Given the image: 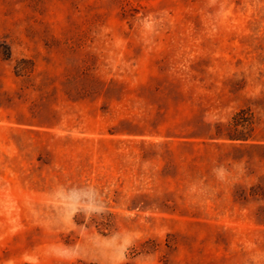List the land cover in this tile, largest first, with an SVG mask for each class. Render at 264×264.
<instances>
[{"label": "rangeland", "instance_id": "rangeland-1", "mask_svg": "<svg viewBox=\"0 0 264 264\" xmlns=\"http://www.w3.org/2000/svg\"><path fill=\"white\" fill-rule=\"evenodd\" d=\"M240 108L264 0H0V264H264Z\"/></svg>", "mask_w": 264, "mask_h": 264}, {"label": "trees", "instance_id": "trees-1", "mask_svg": "<svg viewBox=\"0 0 264 264\" xmlns=\"http://www.w3.org/2000/svg\"><path fill=\"white\" fill-rule=\"evenodd\" d=\"M247 108H240L230 118V121L226 124L228 132L224 134L223 140L229 142H235L238 145L234 146V152L240 154L237 159L233 157L235 162L245 160L246 166L252 160L255 163L262 164L264 166V137H256V124L254 123L253 116ZM219 128H215V135L218 136ZM187 140V143L199 142L206 149L217 148L215 140L217 138L203 139L198 137H183ZM198 139H201L198 141ZM207 140L211 141L208 142ZM152 145V144H149ZM247 168V167H246ZM251 187L250 189H252ZM262 197V195H259Z\"/></svg>", "mask_w": 264, "mask_h": 264}]
</instances>
